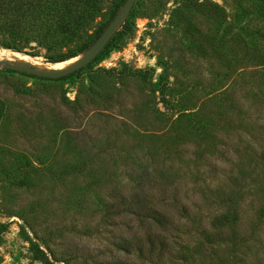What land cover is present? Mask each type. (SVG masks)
<instances>
[{"label": "rangeland", "instance_id": "obj_1", "mask_svg": "<svg viewBox=\"0 0 264 264\" xmlns=\"http://www.w3.org/2000/svg\"><path fill=\"white\" fill-rule=\"evenodd\" d=\"M122 1L95 19L91 44ZM138 167L185 264H264V0H136L71 76L0 64V264H44L40 252L61 264L80 250L148 264L111 245L144 227L123 216L95 226L98 214L73 206L83 192L108 200ZM231 211L238 223L218 242L210 222Z\"/></svg>", "mask_w": 264, "mask_h": 264}, {"label": "trees", "instance_id": "obj_2", "mask_svg": "<svg viewBox=\"0 0 264 264\" xmlns=\"http://www.w3.org/2000/svg\"><path fill=\"white\" fill-rule=\"evenodd\" d=\"M118 1L0 0V47L30 57L44 52L45 61L49 63L70 61L84 53L91 44L89 32L95 19L105 10L113 9L112 13H115L120 7ZM155 185V179L150 177L147 169L138 167L128 173L127 179L116 178L108 200L83 192L73 206L87 216L90 213L98 214L99 222L95 226L116 227L115 219L123 216L145 228V234L141 236L113 237L111 245L117 251L133 254L148 264H181L174 263V260L185 264L190 261V257L184 253L188 248L186 245L181 247V243L177 242L175 227L169 228V217L158 209V199L155 200L149 190H155ZM263 216L264 210H261L260 217ZM238 220L235 211L220 214L211 220L210 227L217 232L218 242L222 239L219 231L225 227L234 229ZM177 246L179 249L176 250ZM79 252L81 256L78 253H74L76 256L66 253L68 258L61 261V264H78V261L81 262L79 264H130L122 261H96L94 257L85 259L87 254L81 250ZM49 257H52L51 253ZM39 259L44 264L58 263L53 259L48 261V257L41 252Z\"/></svg>", "mask_w": 264, "mask_h": 264}, {"label": "water", "instance_id": "obj_3", "mask_svg": "<svg viewBox=\"0 0 264 264\" xmlns=\"http://www.w3.org/2000/svg\"><path fill=\"white\" fill-rule=\"evenodd\" d=\"M136 0H126L121 11L115 16L111 23L104 29L99 37L90 45L86 52L76 61L71 63L68 67L61 70L45 71L36 70L33 67H17L12 64H4V68L7 70L20 71L25 74H29L36 77H42L46 79L62 78L75 71L87 66L92 62L96 56L104 49L108 44L113 34L115 33L116 27L120 25L123 18L127 15Z\"/></svg>", "mask_w": 264, "mask_h": 264}, {"label": "bare ground", "instance_id": "obj_4", "mask_svg": "<svg viewBox=\"0 0 264 264\" xmlns=\"http://www.w3.org/2000/svg\"><path fill=\"white\" fill-rule=\"evenodd\" d=\"M0 51H6L8 53H11V56H9L8 58H0V64H12L17 67L29 66V67L35 68L36 70L53 71V70L64 69L68 67L70 63H73V61H66L62 63H43V62L41 63L38 61L31 60L27 57H23L18 54H14L7 50H3L1 48H0Z\"/></svg>", "mask_w": 264, "mask_h": 264}]
</instances>
